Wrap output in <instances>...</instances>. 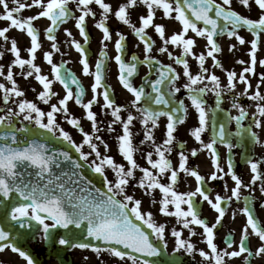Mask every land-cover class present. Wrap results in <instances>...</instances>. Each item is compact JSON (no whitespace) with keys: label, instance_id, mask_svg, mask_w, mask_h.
I'll use <instances>...</instances> for the list:
<instances>
[{"label":"snow or ice","instance_id":"6c2138e0","mask_svg":"<svg viewBox=\"0 0 264 264\" xmlns=\"http://www.w3.org/2000/svg\"><path fill=\"white\" fill-rule=\"evenodd\" d=\"M149 9L146 17H141L143 26L136 27L130 24L128 18V4L119 6L115 12V16L124 24L133 28L134 34L145 44L144 62L147 64L158 63L150 55L152 52V43L146 37V29L153 24L154 10L162 9L165 17L175 19L182 25V31L173 34L170 39L165 38V28L163 25H155V32L164 41V44H172L177 47L182 46L183 56L173 57L177 64H181L184 69V75L187 77L188 83L184 85L189 93L188 99L198 114V126L191 131V136L196 141L203 145V148L210 152L214 159L217 172H223V168L219 164V154L215 145L217 142H222L226 145L231 153L235 145L227 138L230 134L227 131L229 120H234L239 131L235 133L238 137H243L245 133H249L254 139L259 142L257 134L251 128H245L242 121L248 116L245 109L237 102L239 95L234 97L233 107L239 109V115L231 116L230 114L224 122L218 123L215 119V113L220 110V105L223 100L224 89L221 87L220 78L214 73L206 75L208 69L205 67L206 57L202 53L195 56L193 47L195 41L192 38H186L189 31L198 37H202L207 41V55L214 60L215 67H222L220 61L216 59L215 53H219L222 49L217 42V37L226 34L229 38L235 37L241 45L245 44V39L238 35V29L246 27L255 37L251 41V57L250 66L245 67L239 76V83L246 85L244 93L241 95L247 96L248 90L252 85L246 77V73L255 75L257 65V51L261 35L264 34V14L258 19L247 18L237 11L232 9L233 0H222V3H217V0H142ZM238 2L250 7V0H238ZM96 4L103 10L104 19H102L96 27L102 30L104 40H111V33L106 26L108 14L112 12V6L106 3L105 0H31V4L21 2V0H0L4 12L0 14V21L9 22V27L0 29V38L7 41L9 38L7 33L10 28H15L21 32H25L30 37L31 46L28 52L30 59L21 58V51L17 46V41H11L10 51L14 54L15 59L12 66L9 67L7 74L3 66H0V76H5L7 81L11 82V88L0 84V89L3 90V101L7 105L12 97H23L25 93L18 89L17 82L13 77L12 67L19 66L24 69L29 66L25 78L32 77L35 72V79L43 86V91L38 94V99L45 104L49 103L53 95H57L52 91V81L45 75H41V68L34 61L36 59L37 50L41 44L37 28L33 22L41 18H46L50 22V26L46 28L47 38L54 43L52 47L59 51L55 43L59 25L66 23L70 18L77 20V28L84 40H88V33L85 27L86 17L90 14L95 15L90 11V5ZM137 0H130L132 7H135ZM254 3L264 13V0H254ZM75 5L81 14L78 17L74 16V10L71 5ZM37 7L40 9L38 14L24 18L19 14L27 8ZM175 13V15H173ZM223 21V23H221ZM202 22L204 27H199L198 23ZM71 36V32H67ZM126 37L119 34V40L115 43L117 55L115 60L119 65V80L122 86L129 91L133 96V107L141 113V123L144 125L146 141H152L155 147V153L158 155V160H153V154L147 153V163L151 169L158 170V174L147 167H141L134 153L137 151L133 144V133L130 126L133 120L136 119L132 114L127 116L126 121L121 118V107L115 106V102L111 99L108 88L104 83L105 64L101 60L96 64L94 73V84L92 91L94 94H102L105 101L104 107L112 109L111 115L114 117V122H121L123 125V134L118 137V152L128 164L117 163L110 155H103L98 150L96 143L93 142V137L86 132L81 126L80 120L71 118L68 123L74 128H77L83 135V143L77 144L69 132L65 131L56 122V113L63 112L68 115V103L73 100L74 93L69 86L76 85L79 93L75 97V103L86 109V117L91 122L93 129L99 130L97 127V115L92 110L95 100L83 103L84 89L80 81L70 72L62 74L61 68L53 63L52 53H45V60L52 66L55 73V80L59 81L66 90L64 98L59 100V105H51V111L45 113L37 106L36 103L28 100H18L16 104L18 111L13 108L7 109V115L0 116V252L10 250L18 254L26 264H37L28 251L18 246V239L27 235L29 232H39V239L51 246H66L80 249H91L97 254L107 253L113 258H118L119 261L127 264H149L147 259L140 261L136 255L140 254L144 257H159L162 253V248H167L165 240L166 225L158 223L154 214L151 211L142 210V200L128 194L127 189L132 180H135V171L139 169L142 172V177L139 178L138 186L144 190L146 195H151L155 190H159L162 198L159 201L161 207L160 213L165 217H175L177 222L188 229L192 236L196 232L190 226H199L202 228L201 235L205 238L207 248L210 253L200 250L199 255L204 258L207 264H228L226 258H238L243 254H247L245 264H250V258L264 256V243H262L255 252L250 248V234H254L261 242H264V222L256 218L255 213L251 208V201L247 197L244 198L245 207L242 209L243 215L246 217V224L242 229V236L238 245V250L228 251L218 249L214 242L216 237V229L221 225L225 215V205L230 204L235 198L237 201L241 199L240 189L243 187L241 178L231 173V178L235 182V187L231 190V197H222L217 194L213 199L206 185L205 177L200 175L198 171L189 169L187 165L188 157L183 151L179 153L180 164L179 172L186 173L194 177L198 183L195 191L179 192L176 190L178 182V171L172 166L169 159L166 158V153H171L173 142L175 141L174 133L177 131V125L183 124L184 119L180 118L179 113L183 111L187 113V108L183 101H176V106H173L175 94L181 91L180 87L176 86L179 79V73L174 68L160 65L158 70V78L152 81H146L147 86L152 88V92H146L145 87H135L131 78L137 73V57H133V62H125L122 59L124 51V41ZM71 43L75 49L81 53L83 71L85 75H90L89 62L85 48L77 41L72 40ZM232 48L235 45L231 46ZM167 47H162L160 52H167ZM106 55L102 52L101 56ZM171 56L172 54L169 53ZM193 55L199 63V73L193 75L190 71L189 62L184 57ZM3 53L0 52V58ZM244 64L243 60L237 61ZM259 63L264 66V60ZM151 71V69H150ZM260 79L264 82V73L260 74ZM228 88L227 91H235L237 83V73L229 71L227 73ZM209 81L211 87L205 83ZM167 82V94L162 90ZM203 85V86H199ZM99 89H103L102 93H98ZM259 85L257 91L249 97V99L258 101L257 112L260 117H264V95H261ZM213 92L216 99V107L211 112L206 107L204 97L208 92ZM143 104V106H140ZM152 105L165 106L169 111L155 110ZM35 114V115H33ZM23 116V121L33 122L38 129L44 130L52 135L53 139H58L66 142L76 153L79 154V159H74L69 151H55L49 147L48 143H41L37 140L28 141L25 138L23 146L18 139V133H28L30 129L26 126L17 128L14 118ZM161 116L167 117L166 139L163 145H155L152 130L148 128L151 124L153 127L158 126V119ZM45 117L47 122H45ZM254 124L257 128L262 127L261 121L253 117ZM21 121V123H23ZM212 129L213 136L210 143L204 144L202 134ZM57 132L59 135H57ZM97 140L102 138L97 136ZM144 141H142L143 143ZM84 145H88L90 152L83 151ZM105 148L108 145L104 144ZM95 154L96 159L89 163V156ZM192 155H197L196 150L192 151ZM98 161V162H97ZM67 163L71 166L70 171L61 170L59 173L56 169H60L61 165ZM252 173H254L252 183L261 178V173L258 171L259 165L256 162L249 161ZM229 168L232 163L229 161ZM84 167H88L91 171L99 174L106 186L107 191L101 192L99 188L93 189L91 181L83 175L81 171ZM106 169H111L115 173V181L108 180ZM170 171V183H162L160 177ZM209 179H223V176H218L213 173ZM69 185H72L71 187ZM227 190V185H225ZM264 191V187L261 189ZM94 193V194H93ZM201 200H197V197ZM156 201L153 200L152 203ZM207 202V204L218 215L215 223L209 225L206 219L202 218L198 210V204ZM170 206L174 210H170ZM186 206V208H185ZM234 218V217H233ZM63 230L60 235L57 233ZM80 230V231H77ZM175 238V251L192 254L196 251V246L187 239L182 238L183 233L175 229L171 233ZM231 235V233H229ZM81 238H86V242H82ZM102 242L104 247L94 246L91 241ZM157 241L161 242V246L157 245ZM229 248L233 247L234 241H226ZM3 264V262H0ZM169 264H179V261L173 258Z\"/></svg>","mask_w":264,"mask_h":264},{"label":"flooded vegetation","instance_id":"af4514ba","mask_svg":"<svg viewBox=\"0 0 264 264\" xmlns=\"http://www.w3.org/2000/svg\"><path fill=\"white\" fill-rule=\"evenodd\" d=\"M10 6L11 0H9ZM21 2L26 4H31V0H21ZM112 6V12L108 14L106 20V26L109 28L111 33V40L105 41L103 32L96 25L104 19L103 10L99 8L98 5H90V11L95 13V15H89L86 17L85 27L88 33V40L85 41L83 36H81L79 29L77 28V20L75 18H70L66 23L59 25L57 31L54 33L56 36L55 43L59 48L56 51L52 44L53 41L47 38L46 28L50 26V22L46 18H41L33 22L34 26L37 28L39 41L41 44L40 49L37 50L36 59L34 63L41 68V75H45L52 81V91L57 93L53 95L49 103L38 99L36 92H29L25 94L26 100L35 103L42 111L47 113L51 111V105L55 104L58 107L59 100L64 98L66 95V90L59 81L55 80V73L52 70V66L45 60V53L51 52L53 63L61 68L62 74L70 71L76 79L80 81L84 89V96L81 98L83 103H88L89 101L95 100L93 103L92 110L97 115V127L93 129L91 122L86 117V109L75 103V97L79 93V89L76 85L71 84L69 80V86L72 88L74 93L73 100L68 103V115L66 116L63 112L56 113V122L65 131L69 132L77 144L83 143V135L77 128H74L68 123L71 118H76L80 120L83 129L88 132L93 137V142L96 143L98 150L103 155L112 156L117 163L125 165L127 169L129 166L124 158L118 152V137L123 134V125L121 122H114V117L111 115L112 109L104 107L105 101L103 100L102 94H94L92 91V86L94 84V73L96 70V64L101 60L104 61L105 71L104 83L106 84L111 99L115 102V106L121 107V118L126 121L127 116L132 114L136 119L133 120L130 130L133 133V144L137 151L134 153V158L141 167H147L150 170L158 174V170L151 169V166L147 163V153L151 152L153 154V160H158L159 157L155 153V147L152 141H146L145 137V127L141 123V113L137 111L136 107H133L132 101L134 96L127 91L119 80V65L115 60V56L118 54L115 48V43L119 40V34H123L126 39L124 43V51L122 54V59L125 62H133L132 58L135 56L138 58L137 63V73L131 78L132 84L139 88L141 86L145 87L146 92H151L150 86H147L146 81L154 82L158 77V71L153 70L149 64L144 62V57L147 55L145 52V44L140 41V39L134 34L133 28L129 25L121 22L116 16L115 12L118 10L119 6L128 4V18L131 25L136 27H142L141 17H146L149 13V9L142 2V0H137L136 6L132 7L130 0H113L109 2L105 0ZM217 3H222V0H217ZM250 7H245L241 5L238 0H233L232 9L237 11L239 14L251 18L258 19L262 14V11L254 3V0H250ZM74 10V16L78 17L81 12L75 8V5H71ZM39 8L33 6L25 9L19 15L27 18L29 16L38 14ZM2 10L0 9V14ZM154 20L153 24L150 25L146 31V37L152 43V52L150 55L157 61L160 65L171 66L179 73V79L176 82V86L180 87L181 91L175 94L177 100L183 101L184 106L187 108V113L185 114V119L183 124L177 125V131L174 133L175 141L173 142L171 153H166V158L172 163L175 170L178 171V182L176 184V190L179 192H190L195 191L198 183L194 177L187 175L186 173L179 172L180 157L179 153L181 151L188 157L187 167L189 169H194L199 172L200 175L205 177L206 185L210 196L214 199L217 194L222 197H231L232 189L235 187V182L231 178V173L235 172L242 182L243 187H241V199L237 201L233 198L230 204L225 205L226 215L220 226L217 227L216 237L214 242L217 244L218 249L228 251L238 250V245L242 236V229L246 224V217L242 213L243 207H245L244 198L247 197L251 201L252 211L255 213L256 218L261 222H264V117H260L257 112L258 101L249 99L251 94L248 92L247 96L241 95L239 89L242 88V83H239V73H242V69L246 67L251 57L249 52L251 51V41L255 39L251 32L245 29H238V35L245 39V44L241 45L239 41L235 38H229L226 34L218 36L217 42L221 47L219 53H215L216 59L220 61L222 67H215L214 60L212 57L207 55L208 47L206 39L196 36L194 33L189 31L186 38H192L195 41L193 47V53L195 56L204 54L206 57L205 67L208 69L206 75L215 74L221 80V87L224 89L223 100L220 105V110L215 113V119L218 123H222L230 114L231 116L239 115V109L233 107L234 97L239 95V100L237 101L248 113V116L242 121L245 128H251L257 134L259 142L254 139L249 133H245L243 137H238L235 135L240 129L234 120H229L227 131L230 134L227 138L231 143L235 145L229 152V149L222 142H217L215 145L217 152L219 154V164L223 168V172H217L214 159L209 151L203 148V145L196 141L194 137L191 136V131L198 126V114L195 108L192 106L191 101L188 99L189 93L184 85L188 83L187 77L184 75V69L181 64H177L173 57H182L183 50L182 46L177 47L172 44H164V41L155 32V25H163L165 28V38L170 39V37L182 31V25L175 19H169L165 17L162 9L154 10ZM175 15V13L173 14ZM223 23V21H221ZM199 27H204L202 22L198 24ZM6 27H9V22L6 21ZM67 32H71L72 35L68 36ZM8 40L5 41V49H2L3 59L7 56L10 60V66H12L15 59L14 54L10 51L11 41L15 39L17 41V46L21 51V58L30 59L31 56L28 52V48L31 46L30 37L27 36L25 32H21L15 28H10L7 33ZM72 40L79 42L86 51L88 62H89V72L90 75H85L83 71V65L81 63L82 56L74 45L71 43ZM235 45L234 48L231 46ZM162 47H167V52H160ZM264 48V34L261 35L260 42L258 45V51ZM257 51V52H258ZM104 52L106 55L101 56ZM169 53L172 55L170 56ZM0 58V60L2 59ZM188 60L190 71L193 75L199 73V63L198 60L193 56L189 55L184 57ZM2 59V60H3ZM243 60L245 63L240 64L237 61ZM246 65V66H245ZM151 69V71H150ZM30 70L29 66H25L24 69L19 68V66L12 67L13 77L17 83L28 82L39 87L38 94L43 91V86L35 79V72L32 77H27L26 73ZM229 71H235L237 73V83L235 91H227L228 80L227 73ZM255 77L260 81V75H255ZM209 87L211 84L209 81H205ZM203 86V85H199ZM245 91V89H243ZM103 89H99L98 93H102ZM206 101V107L211 112L212 109L216 107V97L213 92H208L204 97ZM9 103V102H8ZM7 103V105H8ZM141 106V105H140ZM4 113L3 108H0V115ZM35 115V114H33ZM258 119L261 121L262 127L257 128L254 124V120ZM14 122L17 128L24 126L36 127L33 122H23L20 119L14 118ZM45 122L47 118L45 117ZM167 117L161 116L158 119V126L153 127L151 124L148 128L152 130L155 145H163L166 139V125ZM57 135L59 133L57 132ZM99 136L101 140H97L96 137ZM213 136L212 129L209 128L208 131L202 134V140L204 144L210 143ZM142 141H144L142 143ZM108 147L105 148L104 144ZM196 150L197 155L193 156L192 151ZM83 151L90 152L88 145H84ZM95 154L89 156V163L95 160ZM229 161L232 163V168H229ZM249 161L256 162L259 165L258 171L261 173V178L257 179L255 183H252L254 173H252ZM98 162V161H97ZM217 173L218 176H223V179L211 180L209 177L213 173ZM106 175L108 180L115 181V173L111 169H106ZM142 172L137 169L135 171V180L130 182L127 192L133 195L135 198L142 200V210L151 211L154 214V218L158 223H163L166 225L165 240L167 243V248H162V254L158 261L160 264H169L173 258L179 261V264H207L203 257L199 255V251L203 250L210 253V249L207 248L205 238L201 235L202 228L199 226H190L196 232L195 236H192L188 229H184L181 224H179L175 217H165L163 216L159 209L161 207L159 201L162 198V194L159 190H155L151 195H146L144 190L136 186L138 184L139 178L142 177ZM162 183H170V171L165 173L160 177ZM102 185L106 189V186L102 179ZM227 185V190L225 189ZM107 190V189H106ZM198 201L201 198L198 196L196 198ZM155 200V203L152 201ZM198 210L201 213L202 218L206 219L209 225L215 223L217 213L211 209L207 202H202L198 204ZM186 208V206H185ZM170 210H174L170 206ZM234 217V218H233ZM181 231L183 233L182 238L187 239L189 242L196 246V251L192 254L180 250L175 251V241L176 238L171 234L172 230ZM231 233V235H229ZM250 234V248L253 252L264 242H261L258 237L251 233ZM39 232L37 233L34 241L30 243V248L34 259L37 264H61L57 261L53 255H61L64 258V264H124L118 260V258H113L107 253L97 254L91 249H80L66 246H47L45 242L39 239ZM234 241L233 247L229 248L226 241ZM157 245L161 246V242L157 241ZM10 255L9 261H3V264H26V262L18 256V254L7 250ZM1 253V252H0ZM247 254H243L238 258H226L228 264H245V259ZM142 261V260H140ZM1 262V259H0ZM127 264H131V261H127ZM152 264V263H149ZM158 264V263H156ZM250 264H264V256L250 258Z\"/></svg>","mask_w":264,"mask_h":264},{"label":"rangeland","instance_id":"374dc122","mask_svg":"<svg viewBox=\"0 0 264 264\" xmlns=\"http://www.w3.org/2000/svg\"><path fill=\"white\" fill-rule=\"evenodd\" d=\"M109 2L113 1V0H108ZM0 9L2 10L1 14H3L4 10L2 8V6H0ZM6 27V21H0V29ZM2 49H5V41L3 38H0V52H2ZM3 59V58H2ZM0 60V66H3L4 72H5V76L7 74V71L10 67V60L7 59V56L3 59ZM260 60H264V48H261L258 52H257V65H256V70H255V75H260L261 73H264V66H262L259 61ZM250 61H248V63L245 65L246 67L250 66ZM245 68V67H244ZM243 72V69H242ZM241 74V73H239ZM248 81L250 82V84L252 85V88L248 90V92L253 95L256 91H257V86L259 85V91L261 93V95H264V82H262L261 80L259 81L255 75L251 74V73H246L245 74ZM5 76H0V84H4L5 87L7 88H11V82L7 81ZM18 89L23 91L25 94L29 93V92H36L38 95V91H39V87L37 85H33L26 82H19L17 83ZM243 89L246 88V85L242 83ZM242 88L239 89L240 93H244V90ZM3 90L0 89V108H3L4 113L2 115H7V109L8 108H13L15 111H18V106L16 104V101L18 100H25L26 97L25 95L23 97H12V99L9 100L8 105H3ZM35 98L32 102L35 103ZM0 115V116H2ZM21 121H23V116L21 115L20 117H18ZM26 122V121H23ZM0 259L1 262L3 261H9L10 260V255L8 254V251L5 250L4 252L0 253Z\"/></svg>","mask_w":264,"mask_h":264},{"label":"water","instance_id":"95a60500","mask_svg":"<svg viewBox=\"0 0 264 264\" xmlns=\"http://www.w3.org/2000/svg\"><path fill=\"white\" fill-rule=\"evenodd\" d=\"M164 92V88L162 89ZM167 94V92H166ZM173 106L175 107L176 104H175V101L173 103ZM152 107L155 109V110H158V111H169V108L165 107V106H154L152 105ZM179 116L180 118L183 117V111H181L179 113ZM30 134L28 136H25V134L23 133H18V139L22 142L21 146H23V142L25 141V138L28 139V141H31V140H37L38 142H41V143H48L49 144V147L57 152L59 151H69L72 155H73V158L74 159H79V156L77 154L74 153L73 149L66 143V142H63L61 140H58V139H53L52 135L49 134V133H41L39 131H30L29 132ZM44 134L43 136V139L40 138V136ZM0 143H3V141H0ZM70 168L71 166L67 163H64L61 165V168L60 169H56V171L59 173L61 170L63 171H70ZM83 172V175L87 178V180H90L91 181V187L93 189H96V188H99L101 190V192H104V189L101 187V184H100V180L101 178L97 175L95 176L92 171L88 168V167H84L82 170ZM70 187L72 185H69ZM94 194V193H93ZM77 231H80V230H77ZM63 232V230H60L57 235H60L61 233ZM30 235V233H28ZM27 234V235H28ZM32 234H34L32 232ZM81 241L82 242H86V238H81ZM91 243L94 245V246H99V247H104V245L102 244V242H97V241H91ZM132 255H136L138 258L140 259H147L148 261H151V262H154V257H144V256H141L140 254H132Z\"/></svg>","mask_w":264,"mask_h":264}]
</instances>
